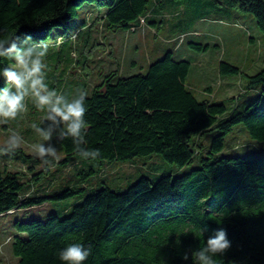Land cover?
<instances>
[{"label": "trees", "instance_id": "1", "mask_svg": "<svg viewBox=\"0 0 264 264\" xmlns=\"http://www.w3.org/2000/svg\"><path fill=\"white\" fill-rule=\"evenodd\" d=\"M164 1L174 2L0 0V38L29 35L33 43H47L59 27L67 37L80 24L71 21L87 3L102 12L109 31H128L143 20L157 28ZM223 5L229 15L232 9L252 13L264 44V0H224ZM192 44L200 50L209 46ZM173 50L152 60L145 73L124 76L115 69L92 88L86 98L85 146L100 150L98 161L126 162L157 153L178 168L196 164L179 174L142 175L123 190L104 180L98 188L85 185L100 168L89 166L78 170L81 176L72 184L29 195L32 183L18 171L0 167V214L84 193L64 215L52 212L45 219L14 221L12 248L20 264H65L59 252L71 243L91 250L83 264H195L192 251L219 229L226 231L231 247L215 257L217 264H264V153L224 152L236 129L264 142V65L256 73L244 72L245 93L216 100L205 93L210 85L204 96H197L187 82L191 62L175 58ZM11 64L0 58V69ZM219 71L243 76L239 66L223 59ZM4 86L0 78V88ZM206 132L211 135L208 145L197 140ZM56 141L64 155L35 172L33 183L52 175L50 167L81 160L71 138ZM0 156L21 159L30 169L42 163L22 148Z\"/></svg>", "mask_w": 264, "mask_h": 264}, {"label": "rangeland", "instance_id": "2", "mask_svg": "<svg viewBox=\"0 0 264 264\" xmlns=\"http://www.w3.org/2000/svg\"><path fill=\"white\" fill-rule=\"evenodd\" d=\"M172 1L174 2H163L161 27L158 26L156 30L143 20L139 26L128 31L116 32L105 28L102 12L92 8L90 3L85 4L79 9V16L71 21V24H80L71 29L67 37L59 33L63 31L62 27L55 29L47 42L49 54L46 58V82L49 87L69 97L77 89L86 90L90 94L92 88L110 71L117 69L124 76L145 73L152 60L160 58L167 50L174 49L175 58H184L191 62L187 82L194 88L198 97L204 96V88L209 85L212 90L207 96L213 99L239 97L245 93L247 80L244 72L256 73L264 65L263 34L254 15L238 9H232L233 14L229 15L221 9L224 0ZM200 15L204 17L201 18ZM82 20L84 21L81 22ZM183 30L189 32L181 34ZM192 43H208L209 46L200 50ZM222 59L239 66L243 76L220 74L219 65ZM257 91L260 95L261 92ZM261 103L264 105V96ZM27 109L16 120L0 125V144L4 143L11 131H16L24 139L21 148L34 155L31 146L39 142L40 137L32 125L35 123L43 126L45 113L36 109L31 99L27 101ZM236 130L227 138L225 153H264L263 141H255L247 133ZM210 139L209 132L197 138L204 145H208ZM51 142L62 157V146L55 138ZM195 164L178 168L157 153L138 156L126 162L81 159L74 160L64 167H50L52 175L48 174L41 181L33 183V175L44 169L43 163L30 169L29 164L21 159L0 156V167L18 171L23 180L32 183L25 195L36 190L45 192L62 184H72L81 176L78 170L89 166L100 168L97 175L90 176L85 185L98 188L103 185L100 181L104 180L114 189L123 190L142 175L156 178L163 172L179 174ZM82 193L71 198L47 201L28 208H15L0 214V264H20L19 257L14 254L12 248V240L16 234L14 221L17 218L45 219L52 212L64 215L65 208H71L73 203L84 196Z\"/></svg>", "mask_w": 264, "mask_h": 264}, {"label": "clouds", "instance_id": "3", "mask_svg": "<svg viewBox=\"0 0 264 264\" xmlns=\"http://www.w3.org/2000/svg\"><path fill=\"white\" fill-rule=\"evenodd\" d=\"M32 37L23 38L16 34L0 38V58L12 64L0 69V78L5 86L0 88V125L16 120L27 109L31 99L34 107L45 113L43 126L33 124L32 128L40 141L32 144V152L44 165L59 162L60 155L51 142L71 138L74 151L84 160L95 161L101 157L99 149H89L85 145L87 135L86 90L77 89L69 97L49 87L47 80L49 45L46 40L33 43ZM24 143L16 131L0 144V153H15ZM231 247L227 233L219 229L210 236L202 247L192 251L195 264H217L215 257L226 253ZM90 249L81 243H71L59 252V259L65 264H83L90 255ZM188 254L183 256L187 260Z\"/></svg>", "mask_w": 264, "mask_h": 264}, {"label": "crops", "instance_id": "4", "mask_svg": "<svg viewBox=\"0 0 264 264\" xmlns=\"http://www.w3.org/2000/svg\"><path fill=\"white\" fill-rule=\"evenodd\" d=\"M223 7H224V10H225L226 6H225V5H223ZM153 29H155V30H156V28H155V27H153ZM204 89H205V88H204ZM204 92H205V91H203V94H204ZM209 92H211V91L207 90L205 93H209ZM225 98H226V97H225ZM219 99H223V98H219ZM219 99H218V100H219ZM216 100H217V99H216Z\"/></svg>", "mask_w": 264, "mask_h": 264}]
</instances>
